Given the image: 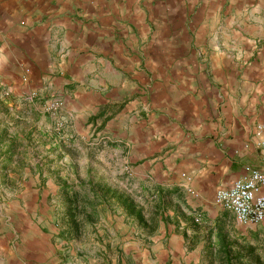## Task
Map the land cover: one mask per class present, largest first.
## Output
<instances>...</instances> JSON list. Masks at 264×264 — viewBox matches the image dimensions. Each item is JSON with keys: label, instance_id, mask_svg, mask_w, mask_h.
<instances>
[{"label": "rangeland", "instance_id": "obj_1", "mask_svg": "<svg viewBox=\"0 0 264 264\" xmlns=\"http://www.w3.org/2000/svg\"><path fill=\"white\" fill-rule=\"evenodd\" d=\"M208 1L188 0L183 20L174 0L170 34L169 0L108 2L113 18L101 22L109 30L105 36L109 34L112 44L124 46L125 57L135 55L133 69L127 74L144 81L128 97L101 104L90 115L76 107L71 90L79 86L89 90L88 81L97 78L103 64L100 58L105 62L106 55L89 61L83 84L75 81L61 88H33L14 97L0 78V217L13 216L11 222L5 216L3 223L22 225L21 205L34 209L37 204L31 219L42 217L41 229L56 252L82 256L135 255L138 250L133 242L142 248L145 237L157 241L163 229L166 235L169 226L179 230L181 221L194 224V232L186 236L189 252L197 248L202 232L205 255L223 256L227 264H264V222L253 228L240 226L228 211L214 205L216 188L238 175H230V166L243 170L257 166L250 162L260 158L256 143L264 136V36L255 37L253 47L239 41L243 48L237 49L231 44L233 30L228 22L237 2L214 0L213 5ZM260 14L264 19V10ZM86 22L92 23L91 19ZM219 23L223 28L217 50L213 34ZM242 35L252 39L249 33ZM170 37L187 46L183 55L186 50V56L200 52L196 89L188 92L187 111L180 121L172 116L169 121V97L165 100L163 91L152 83L159 81V68L146 65L157 54L146 47L161 41L165 49ZM166 88L168 94L169 85ZM135 98H143L145 106L132 107ZM66 99L75 112L67 110ZM55 101L60 107L50 109ZM153 121L163 125L155 131ZM139 127L152 132L149 148L142 149L141 142L132 138ZM207 144L209 154L214 148L223 149L222 163L197 158L193 147ZM169 159L173 168H188L176 171L185 183L182 192L169 193ZM193 170L203 185L202 192L191 184ZM26 186L28 192L23 195ZM47 187L53 192L41 197ZM33 261L32 255H0V264Z\"/></svg>", "mask_w": 264, "mask_h": 264}, {"label": "crops", "instance_id": "obj_2", "mask_svg": "<svg viewBox=\"0 0 264 264\" xmlns=\"http://www.w3.org/2000/svg\"><path fill=\"white\" fill-rule=\"evenodd\" d=\"M107 1L0 0V78L14 97L30 92L33 88L46 90L48 86L61 88L63 84H71L75 81L80 84L86 83L85 75L90 65L89 61L100 54L106 55L104 57L106 64L100 58L103 64L95 74L97 78L88 81L91 88L86 90L79 86L75 90H71L72 94L70 95L74 96L75 99L72 101L77 102L76 107L80 108L83 113L90 115L92 109H98L101 104L123 100L131 92H134L137 83L140 84L144 79L127 74L133 69L134 62L132 60L134 59L132 57L135 55L125 57V53L122 51L124 46L117 43L112 44L108 38L109 34L105 36L109 30L103 29L101 22L104 19L113 18L111 15L113 11L108 10V2L117 3V0ZM173 1L169 0V34L174 29V25H170L174 17V9H170ZM187 1L176 0V8L181 10L183 20L186 19V10H189ZM208 2L213 5L215 3L214 0ZM235 2L237 4L234 11L228 18L229 25L233 30L231 44L239 50L243 48L242 44L244 43L247 44L246 46L253 47L255 37L264 36V19L260 14L264 10V0H235ZM221 8L219 7L218 11ZM216 9L214 7L213 12ZM88 19H91L92 23L86 22ZM186 28L185 23L184 29L186 30ZM222 28V23H219L213 34V47L217 50L220 47L217 45V38H219L218 35H221ZM110 30H114V27ZM223 33L226 37L225 32ZM243 33L245 36L249 33L252 39H247L242 35ZM238 36L241 38L238 39ZM239 41L242 44L239 45ZM156 44L146 47L149 53L157 52L156 55L153 54L155 57L153 61L147 60L146 65L147 68H154V70H156V66L159 68L161 73L159 81L152 83L157 85V91H163L161 96L165 97V100L166 97H169V121L171 116L179 118L180 121L184 112L187 111L185 101L189 98L188 92L196 89L198 81L195 73L198 68L197 57L200 52L193 51L195 52L194 56H186V50L183 55L181 51L187 49V46L173 42L172 37L169 38V45L165 49L163 48L165 43L161 45V41H157ZM215 62L212 63L213 66ZM55 72L56 77L50 78ZM151 77L155 78L154 75ZM109 85L112 86L109 88ZM166 85H169L168 94ZM154 92L152 91L151 94ZM70 95H65V97L69 98ZM65 101L67 110L75 112V106L70 105L67 99ZM131 103L134 108L137 107V104L143 107L146 104L143 98H135ZM153 123L155 131L156 126L163 125L162 122L153 121ZM148 125L151 127L152 123ZM177 127L180 130L179 125ZM135 133L132 137L133 140L141 142L139 146L142 149L149 148V138L152 132L139 127L135 129ZM171 140L173 137L169 127V145ZM226 145L228 146V144ZM209 147V144L207 147L194 146L193 148L198 153L197 158L199 160L206 158L214 163L218 161L222 163L221 158L225 153L223 149L221 147L214 148V151L209 154L210 150L206 152ZM176 157L174 155V159ZM260 158L250 163H257V166L264 165L261 156ZM170 164L169 159V193L182 192L180 187H184L185 183H182L184 180L179 178L177 172L188 171V168H173ZM176 164L179 163L176 162ZM229 164L231 165L230 160ZM174 171L175 173H173ZM242 172L241 166L236 169L230 166V175L241 174ZM195 173V170L191 172L194 175V181L191 184L197 192H202L204 190L203 185ZM203 173L206 174V171ZM220 173L219 170L215 173L218 181L222 178ZM38 175L36 174V176ZM172 186H176L175 189ZM27 192L28 186L22 189L21 194L26 195ZM52 192L53 190L47 187L43 188L40 195L44 197ZM37 206L39 205L36 204L33 209V206L21 205L20 216L24 219L22 218V225L19 226L13 223L7 225V220L11 222L13 216L6 214L0 217V232L2 231L0 233V255H32L34 261L31 264H227L226 259H221L223 256L205 255L204 234L202 232L201 241L198 242L197 248L195 251L189 252L186 247V236L194 232V224L184 225L181 221L178 224L179 230H171L169 226V234L166 235L163 229L157 241H153L151 237H145L143 242L146 244L142 248H139L137 242H133L138 250L135 255H61L49 242V235L42 231L40 223L42 217H37L35 221L32 220L36 215ZM28 209L34 213L30 214ZM5 216L6 222L3 223L2 219ZM197 237L199 238V236Z\"/></svg>", "mask_w": 264, "mask_h": 264}, {"label": "built area", "instance_id": "obj_3", "mask_svg": "<svg viewBox=\"0 0 264 264\" xmlns=\"http://www.w3.org/2000/svg\"><path fill=\"white\" fill-rule=\"evenodd\" d=\"M59 107L58 101L49 106L54 110ZM256 145L264 161V136L259 137ZM214 202L230 212L240 226L253 228L264 222V165L247 166L229 183L217 187Z\"/></svg>", "mask_w": 264, "mask_h": 264}]
</instances>
